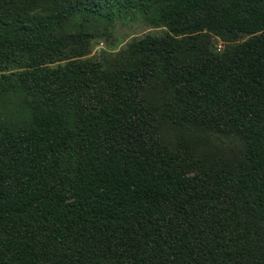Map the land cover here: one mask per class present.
<instances>
[{"label":"trees","instance_id":"16d2710c","mask_svg":"<svg viewBox=\"0 0 264 264\" xmlns=\"http://www.w3.org/2000/svg\"><path fill=\"white\" fill-rule=\"evenodd\" d=\"M0 264H264V0H0Z\"/></svg>","mask_w":264,"mask_h":264},{"label":"rangeland","instance_id":"374dc122","mask_svg":"<svg viewBox=\"0 0 264 264\" xmlns=\"http://www.w3.org/2000/svg\"><path fill=\"white\" fill-rule=\"evenodd\" d=\"M109 30L110 31L106 36V40L102 38H95V40L93 39L91 43L90 54L88 55L89 58L96 59V57H99V54L101 52H109L115 54L125 49L133 39L142 38L147 34L160 35L162 33L161 29H157L152 26H146L142 23V20H139L138 22L134 21L132 23H113L109 25ZM208 37L211 41L210 49L215 53H221L224 50L226 44L229 42V38L210 36L205 30L191 36L190 39L195 43H200L206 40ZM33 74L34 72L30 71L17 73L20 78H27ZM195 145L202 150L216 151L219 149H225L221 141L215 139H203V141H201L200 139L196 138ZM223 153L224 151H222V154Z\"/></svg>","mask_w":264,"mask_h":264}]
</instances>
